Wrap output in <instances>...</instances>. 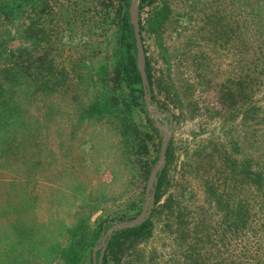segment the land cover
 Instances as JSON below:
<instances>
[{
    "label": "rangeland",
    "instance_id": "obj_1",
    "mask_svg": "<svg viewBox=\"0 0 264 264\" xmlns=\"http://www.w3.org/2000/svg\"><path fill=\"white\" fill-rule=\"evenodd\" d=\"M45 1L0 9V83L24 76L0 103V264H93L144 207L164 121L150 233L108 264H264V0H139L157 123L113 79L131 0Z\"/></svg>",
    "mask_w": 264,
    "mask_h": 264
},
{
    "label": "trees",
    "instance_id": "obj_2",
    "mask_svg": "<svg viewBox=\"0 0 264 264\" xmlns=\"http://www.w3.org/2000/svg\"><path fill=\"white\" fill-rule=\"evenodd\" d=\"M149 1L150 0H141L140 9L143 8L146 4H148ZM13 2H11L12 4L0 2V9L4 8L3 6H5L6 8H8L10 10H15V9L23 8L25 5L26 6L29 5L34 9L37 6L36 2H38V5H40V4L44 5L46 1L45 0H22L20 3L16 2V1H13ZM157 16L159 17V14H157ZM139 22H140V33L142 34V30L145 26V23H143L141 21V18H140ZM147 24H149V21L147 22ZM122 25H123V29H124L125 33L123 34V39H122L123 44H121L120 53L117 55V60H116V63L114 65L113 79H114V82L117 84L125 83L127 85V87H130L131 88L130 91H131L133 101L135 103H137L138 102L137 99L140 98V96H142V94H143V89H142V84H141V77H140L138 68L136 66V58H135V48L136 47H135V38H134V34H133V28L128 22L127 10L123 11ZM142 41H143V36H142ZM145 52H146V50H145ZM19 56H22V53H20ZM145 71H146V75L148 78L149 85L152 88V83H153L152 73H151V67H150L149 59L147 58V56H146ZM7 72L3 71V75H5L3 78H5V79L8 77ZM11 72H13V74L10 78H8V79H10V82H11L10 87H8V82L0 83V85L2 86V89H0V103L7 102L6 96H8V98L13 103H15L16 99L18 98L16 93H12L11 87H19L20 86V89H21V84H22V80H23L24 76L21 75L22 73L19 69H17V67L16 68L13 67ZM5 79H3V80H5ZM134 84H138V87L134 88L133 87ZM3 90H6L7 94H9V93H12V94L6 95V93ZM136 91H137V94L135 93ZM123 102L126 104L125 100H123ZM17 107H19V104H17ZM123 121H124V119H123ZM147 121L150 124V126L152 128H154L153 123L149 118L147 119ZM123 125H125V122L123 123ZM126 129L130 130L134 134L135 139H139L141 141L140 142L139 140H137L138 146H139L140 150L143 149L145 151L146 150V141L144 140V136L150 137L149 132H145L144 136H143L141 134V131H139V129L137 127L132 126L130 128L129 125H126ZM143 167L146 168L145 172H147L149 165L144 164ZM163 179H164L163 176H160L158 186L156 189V195H155L156 202L158 201L159 196H160L159 189L163 183ZM135 214L136 213H134L132 216H127V219L132 218ZM122 218L123 217L121 216L118 219L121 220ZM124 218H125V216H124ZM101 226H100V228L103 227V226L102 227ZM150 229H151V222H150V219H148L136 227L127 228V229H123L121 231L116 232V234L108 242V247H107V250L102 257L101 264H108V259L110 256H112V258H117L118 254L120 252H122L124 246L127 243L132 244L133 242H136L140 239L145 238L150 233ZM75 252L76 251H74L73 253H70L68 255L69 261L73 262L74 259H76L77 256H76Z\"/></svg>",
    "mask_w": 264,
    "mask_h": 264
},
{
    "label": "water",
    "instance_id": "obj_3",
    "mask_svg": "<svg viewBox=\"0 0 264 264\" xmlns=\"http://www.w3.org/2000/svg\"><path fill=\"white\" fill-rule=\"evenodd\" d=\"M138 2L139 0H131L130 2L129 22L132 25L133 34L135 38V46L137 49V57H136L137 68H138V71L141 77V84H142V88L144 92L145 103H146L149 113L151 114L152 117H154L157 123L158 118H161L162 116H164V114L159 112L157 108H155L154 106L155 102H153L151 98L150 87H149V83H148L147 75L145 71L144 46L142 43V38H141V33H140V24H139V19L137 15ZM164 123L165 124L160 127L162 129V140L160 144L159 157H158L157 162L152 167L150 174H149L148 183L146 187V193H145L146 195L145 203H144L143 209L135 218L131 220L115 222L113 226L110 227L107 230V232L101 236L100 241H101L102 247L100 249V253H99L97 260H96L95 253L93 254V264H101L102 257L104 255L108 240L110 239L113 233H115L116 231L123 230V229L136 227L140 225L141 223L145 222L150 216L152 206L154 204V199H155V189L158 183V174L165 163L166 149H167L168 141L170 138V124H167L166 121H164Z\"/></svg>",
    "mask_w": 264,
    "mask_h": 264
}]
</instances>
